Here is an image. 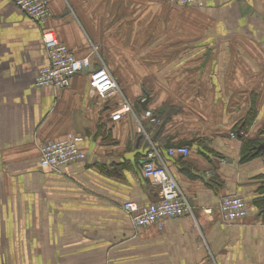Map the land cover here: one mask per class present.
Listing matches in <instances>:
<instances>
[{"label":"crops","instance_id":"0c3cea01","mask_svg":"<svg viewBox=\"0 0 264 264\" xmlns=\"http://www.w3.org/2000/svg\"><path fill=\"white\" fill-rule=\"evenodd\" d=\"M48 1L41 26L0 0V264H264V0ZM46 28L77 58L105 62L119 93L91 97L90 71L38 89ZM135 61L137 78L165 90H126L124 62ZM124 101L193 210L162 230L135 229L123 210L158 200L138 122L110 121ZM68 136L85 158L42 169L40 147ZM169 140L190 155L170 157ZM227 196L246 200L244 220H221Z\"/></svg>","mask_w":264,"mask_h":264},{"label":"built area","instance_id":"2783aa9c","mask_svg":"<svg viewBox=\"0 0 264 264\" xmlns=\"http://www.w3.org/2000/svg\"><path fill=\"white\" fill-rule=\"evenodd\" d=\"M171 5L203 6L214 0H168ZM15 6L28 18L41 26H45L53 17L48 0H14ZM42 41L46 50L48 62L38 70L35 86L38 89L50 88L55 92L70 87L72 79L84 71L93 68L89 74L90 95L107 99L119 93V87L108 67L98 60L97 68L90 58H77L69 48L58 39L53 30L45 29ZM125 116H132L139 124V134L146 139L149 149L143 165V176L158 189V200L145 206L135 202H127L123 206L135 229L156 227L163 229V223L169 219H177L193 215V210L187 197L170 173L157 146L147 135L144 125L139 121L133 108L127 101L110 113L112 123L120 122ZM144 118L150 123L156 122L151 111L144 112ZM78 136H68L61 140L45 142L39 150V165L42 169L59 171L66 166L82 161L85 154L80 149ZM170 157H188L190 150L186 147L169 149ZM219 216L224 222L235 223L244 220L248 214L247 202L239 196L224 197L220 203Z\"/></svg>","mask_w":264,"mask_h":264},{"label":"rangeland","instance_id":"374dc122","mask_svg":"<svg viewBox=\"0 0 264 264\" xmlns=\"http://www.w3.org/2000/svg\"><path fill=\"white\" fill-rule=\"evenodd\" d=\"M97 50L99 49L98 46ZM128 51H133V47H127L124 48ZM135 57L132 58H126V60L128 59H134ZM141 58V57H138ZM138 61L135 62H124L125 63V73L124 76L122 78V82L125 83V87L126 90H165V79H151V78H137L135 76V74H138V67L142 64L136 63ZM105 65H107L104 62ZM116 65V64H115ZM111 71V70H110ZM112 73V72H111ZM112 76L115 78V76L112 73ZM115 81L117 83V79L115 78ZM118 85V83H117ZM119 87V86H118ZM120 90V88H119Z\"/></svg>","mask_w":264,"mask_h":264},{"label":"water","instance_id":"95a60500","mask_svg":"<svg viewBox=\"0 0 264 264\" xmlns=\"http://www.w3.org/2000/svg\"><path fill=\"white\" fill-rule=\"evenodd\" d=\"M92 72L93 70L92 69H89L87 71H85L86 73L87 72ZM146 103V102H145ZM144 111H147V107L145 106L144 107ZM142 138H139L138 141H140ZM189 145V143L187 142H180L179 144H171L170 143V140L167 142V145L165 146V148L168 150V149H180V148H183L185 146Z\"/></svg>","mask_w":264,"mask_h":264},{"label":"trees","instance_id":"16d2710c","mask_svg":"<svg viewBox=\"0 0 264 264\" xmlns=\"http://www.w3.org/2000/svg\"><path fill=\"white\" fill-rule=\"evenodd\" d=\"M14 5H15V2H14ZM253 146V145H252ZM249 157H247L246 159H248Z\"/></svg>","mask_w":264,"mask_h":264}]
</instances>
